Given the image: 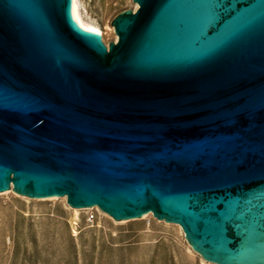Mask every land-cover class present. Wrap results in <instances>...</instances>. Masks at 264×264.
<instances>
[{
	"label": "water",
	"instance_id": "obj_1",
	"mask_svg": "<svg viewBox=\"0 0 264 264\" xmlns=\"http://www.w3.org/2000/svg\"><path fill=\"white\" fill-rule=\"evenodd\" d=\"M133 3L106 45L73 0H0V194L264 264V0Z\"/></svg>",
	"mask_w": 264,
	"mask_h": 264
},
{
	"label": "rangeland",
	"instance_id": "obj_2",
	"mask_svg": "<svg viewBox=\"0 0 264 264\" xmlns=\"http://www.w3.org/2000/svg\"><path fill=\"white\" fill-rule=\"evenodd\" d=\"M138 8L133 0H79L82 17L103 31L106 45L118 42L112 21ZM0 264L211 263L193 251L179 225L152 214L117 222L97 208L73 209L66 198L34 200L11 191L0 196Z\"/></svg>",
	"mask_w": 264,
	"mask_h": 264
},
{
	"label": "bare ground",
	"instance_id": "obj_3",
	"mask_svg": "<svg viewBox=\"0 0 264 264\" xmlns=\"http://www.w3.org/2000/svg\"><path fill=\"white\" fill-rule=\"evenodd\" d=\"M72 12H73V17H74V19H75L77 24H79L81 26H84V27H87V28L94 29L95 31L100 33L101 38H102V36L104 37L103 31L97 25H95V24H93L91 22H87L86 20H84V18L82 17V15L80 13V10H79V0H73ZM10 193H11V191H8L6 193L1 194L0 196L8 195ZM54 199H56V198H54ZM147 216L148 215L143 216L142 219L146 218Z\"/></svg>",
	"mask_w": 264,
	"mask_h": 264
},
{
	"label": "built area",
	"instance_id": "obj_4",
	"mask_svg": "<svg viewBox=\"0 0 264 264\" xmlns=\"http://www.w3.org/2000/svg\"><path fill=\"white\" fill-rule=\"evenodd\" d=\"M93 218H94V217H93V216H91V217H90V220H93Z\"/></svg>",
	"mask_w": 264,
	"mask_h": 264
}]
</instances>
